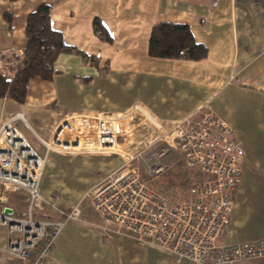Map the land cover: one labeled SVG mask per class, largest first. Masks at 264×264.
I'll use <instances>...</instances> for the list:
<instances>
[{
    "label": "crops",
    "instance_id": "obj_1",
    "mask_svg": "<svg viewBox=\"0 0 264 264\" xmlns=\"http://www.w3.org/2000/svg\"><path fill=\"white\" fill-rule=\"evenodd\" d=\"M43 1L51 5L52 24L66 43L96 61L81 52H61L53 76L33 77L24 101L0 95V126L22 113L17 125L23 132V127L33 128L43 144L41 132L51 135V124L69 112L118 114L142 102L162 119L186 121L213 109L230 124L245 151L229 227L220 241L263 237L264 0H0V52L25 46L28 14ZM97 19L110 38L96 29ZM163 21L189 24L207 46L206 55H151L152 28ZM181 161L193 168L191 178L204 176ZM122 164L118 155L50 151L41 190L59 196L62 207L70 209ZM188 187L185 198L177 200L187 198ZM8 193L4 197L13 205ZM37 212L61 217L49 207ZM83 213L81 208L80 219L67 222L52 255L41 264H177L172 251L124 233H106L100 228L103 219L99 224ZM0 264L18 260L0 249ZM232 264H264V258Z\"/></svg>",
    "mask_w": 264,
    "mask_h": 264
},
{
    "label": "built area",
    "instance_id": "obj_2",
    "mask_svg": "<svg viewBox=\"0 0 264 264\" xmlns=\"http://www.w3.org/2000/svg\"><path fill=\"white\" fill-rule=\"evenodd\" d=\"M14 50L23 53L20 48L9 51ZM9 51L0 52V69L15 64L7 60ZM23 118L17 113L0 126V225L19 232L0 249L18 264L44 263L67 222L81 217L80 204L66 209L59 196H47L41 190L50 151L122 157L123 164L89 193L104 220L100 225L104 232L124 233L170 250L177 264H232L239 259L264 258V236L220 241L229 227L245 151L230 124L215 110L186 121L162 119L142 102L118 114L69 112L55 120L50 137L41 140L45 151L34 146L17 125ZM137 131L143 133L139 140ZM171 146L179 150L187 166L204 174L189 183L183 200H172L149 183L167 170L160 158ZM139 162H146L150 178L144 176ZM22 188L29 194L27 215H20L4 197ZM45 207L61 217L38 215Z\"/></svg>",
    "mask_w": 264,
    "mask_h": 264
},
{
    "label": "trees",
    "instance_id": "obj_3",
    "mask_svg": "<svg viewBox=\"0 0 264 264\" xmlns=\"http://www.w3.org/2000/svg\"><path fill=\"white\" fill-rule=\"evenodd\" d=\"M51 5L43 1L32 10L27 17L26 37L24 47H20L23 53L9 51L8 63L4 69H0V95L12 97L20 102L27 95L29 81L36 76L50 79L54 72V62L61 52H81L85 59L89 55L75 45L67 44L61 30L52 24ZM96 29L101 35L110 38L107 29L100 20L95 21ZM207 46L198 41L189 24L181 22L163 21L153 26L149 53L160 57H184L199 59L206 55ZM92 61L96 58L91 56ZM172 175L173 173L170 172ZM176 178H189L191 169L181 168L174 173Z\"/></svg>",
    "mask_w": 264,
    "mask_h": 264
},
{
    "label": "rangeland",
    "instance_id": "obj_4",
    "mask_svg": "<svg viewBox=\"0 0 264 264\" xmlns=\"http://www.w3.org/2000/svg\"><path fill=\"white\" fill-rule=\"evenodd\" d=\"M24 133L27 135V137L31 140V142L41 151H43L44 145L41 144L38 141L37 135L33 128H25ZM43 137L48 139L50 137V132L45 134L41 132ZM142 132L137 131L136 132V139L139 140L142 137ZM181 153L175 149V147L171 146L170 150L163 155L160 158L161 163H163L165 166H168L171 168V170L178 171L181 168H186V166L183 165V162L181 161ZM155 160L152 159L151 163H153ZM137 161L132 162L131 164H136ZM139 166L142 168V172L146 174V162H139ZM168 168V169H169ZM193 170V168H191ZM51 169L47 168V175L50 174ZM175 175V174H174ZM191 175V174H190ZM146 178H150V175L147 174ZM190 178V177H189ZM189 178H176L173 176L170 172H162L158 174L157 176H154L153 178L149 179V183L156 189L161 190L165 193L167 197H169L172 200H177L181 198H185V194L187 191V187L191 181ZM153 179V180H152ZM8 193V192H7ZM10 198H12V204L16 208L17 212L20 215H27L28 208H29V194L26 191V189L22 188V190H15L14 192L8 193ZM80 207L84 211V215L90 217L91 219H96L98 221H95L96 223H103L102 218L99 216V214L94 210V207L91 205L90 197L85 198L82 203L80 204ZM19 236V232L17 231H10L8 225H0V243L3 244L6 242L10 237L17 238Z\"/></svg>",
    "mask_w": 264,
    "mask_h": 264
}]
</instances>
